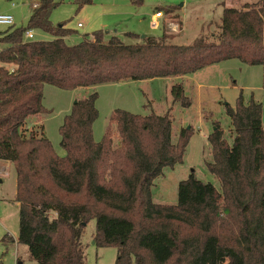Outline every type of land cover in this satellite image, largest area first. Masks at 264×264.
Segmentation results:
<instances>
[{
  "label": "trees",
  "instance_id": "1",
  "mask_svg": "<svg viewBox=\"0 0 264 264\" xmlns=\"http://www.w3.org/2000/svg\"><path fill=\"white\" fill-rule=\"evenodd\" d=\"M56 7L55 0H40L28 28L0 33V159L16 166L18 243L30 259L86 264L82 237L95 221L94 242L117 250L115 264H264V108L253 98L245 103L241 93L235 107L224 104L231 143L218 123L208 137L207 169L220 189L192 173L179 184L177 205L157 204L152 194L164 169L184 162L193 135V128H183L174 143L168 114L116 110L96 142L95 91L64 119L65 157L43 125L28 127L29 119L50 114L43 104L46 85L71 92L181 78L230 60L264 69V0L226 8L215 41L199 38L187 46L169 44L166 36L140 44L116 36L107 41L103 31L70 46L65 39L76 32L51 22ZM29 30L53 39L24 41ZM172 96L191 107L183 84L172 87ZM2 241L14 243L8 235Z\"/></svg>",
  "mask_w": 264,
  "mask_h": 264
},
{
  "label": "rangeland",
  "instance_id": "2",
  "mask_svg": "<svg viewBox=\"0 0 264 264\" xmlns=\"http://www.w3.org/2000/svg\"><path fill=\"white\" fill-rule=\"evenodd\" d=\"M259 1L142 0L141 3L134 4L131 0H55L57 7L52 11L50 20L56 26L66 24V28L76 32L67 40L70 46L80 44L84 36H90L98 31L107 34V41L112 36H116L127 44H140L141 40H133L127 37V34L139 35L140 38L142 36L162 37L164 19L159 20L154 26L152 16L159 10L166 13L168 8L180 11L182 4L186 2L185 12L181 14L183 37L174 41L173 38L177 36V33L169 29L166 33L169 40L166 42L190 45L199 38L216 40L220 34L223 8H242L246 4H256ZM39 2L40 0H0V15L11 16L15 22L13 26L0 25V33L6 32L9 28H28L31 12ZM178 17L170 16L171 22L181 25V20H176ZM205 22L211 23L203 29V34L199 36ZM80 23L84 26L83 28H78ZM34 33L35 38L32 41L52 40L51 35L40 30H35ZM178 35L181 34L178 33ZM24 41L29 42L25 38ZM202 71H199L198 79L207 88L198 90L195 86H186L185 94L191 101V107L187 109L173 99L171 88L174 82L152 84L150 85L152 90L147 89L143 84L132 83L104 85L97 90L83 89L76 93L47 86L44 92V107L50 114L43 120L45 134L55 152L60 157H65L66 151L61 147L60 135L64 119L71 114L77 100L87 98L96 91L99 96L96 103L99 117L94 124L96 142L102 141L111 116L116 110L142 116L168 114L173 123L174 143L177 142L178 135L183 128H193L184 162L174 168H165L163 175L155 181L152 188L155 203L176 205L179 184L187 180L192 173L197 179L212 183L220 189V182L207 169V164L212 162V149L208 137L213 132L215 124L218 123L224 130L226 139L232 142L234 134L231 121L225 113L224 104L235 107L241 93L245 103L253 98L255 101L259 100L264 108V69L262 66H248L239 60H230L212 65ZM207 73L212 74V78L207 76ZM155 91H157L156 94ZM155 96H157L156 99ZM113 128L115 130V126ZM0 179L4 180L0 184V264H37L30 259L27 247L20 244L19 246L12 245L4 257L6 247L2 243V238L5 235H10L15 239L18 237L19 217L17 204L10 202L16 191L14 172H0ZM95 233L96 222L92 221L86 227L82 237L86 264H115L117 250L98 248L94 242Z\"/></svg>",
  "mask_w": 264,
  "mask_h": 264
},
{
  "label": "crops",
  "instance_id": "3",
  "mask_svg": "<svg viewBox=\"0 0 264 264\" xmlns=\"http://www.w3.org/2000/svg\"><path fill=\"white\" fill-rule=\"evenodd\" d=\"M134 4H136V2H138V3H141V1L142 0H131ZM222 5L224 6V3H222ZM186 8V2H184L183 4H182V6H181V10L179 11H174L172 8H168L165 12L166 13H164L163 12V16L162 17H160V18H158V17H156V14L158 13V12H162V10H159L158 12H156V14L155 15H153L152 16V18H153V24H154V26H156L157 24H158V22H159V20H161V19H164V27H163V36H166V33H167V30H171L172 29V31L174 32V33H177V36H175V38H173V40L175 41L177 38L178 39H180V38H182L183 37V22H182V16H181V14L182 13H184L185 11H184V9ZM226 8H223V13H224V10H225ZM31 15H32V12H31ZM168 16H169V18H168ZM170 16H179L178 18H176V20H181V25L180 24H176V23H173V22H171V19H170ZM222 18H223V15H222ZM222 18H221V22H222ZM211 22H205L204 24H203V27L201 28V34L199 35V36H201L203 33H202V31H203V29L207 26V25H209ZM81 24V23H80ZM14 25H15V22H14ZM182 26V29L180 30V27ZM84 26L82 25V27H79V24H78V28H83ZM35 30H33V32H34ZM178 33L179 34H181V35H178ZM74 36V35H73ZM162 36V37H163ZM198 36V37H199ZM34 37H35V33H34ZM72 36H69V37H67L65 40H66V42H67V40H69V38H71ZM86 36H84L83 37V39L85 38ZM87 37H89V38H92L93 37V34L92 35H90V36H87ZM106 37H107V34H106ZM142 37H147V36H142ZM140 38V40L141 41H143L145 38ZM162 37H160V38H162ZM153 38H155V37H153ZM52 39H53V37H52ZM83 39H82V41H83ZM156 39H159V38H156ZM133 40H138V39H133ZM167 40H169V38L167 37ZM51 41V40H50ZM81 41V42H82ZM68 44V43H67ZM79 44V43H78ZM127 44V43H126ZM69 45V44H68ZM175 45H177V44H175ZM191 45V44H190ZM180 46H187V45H180ZM4 48V46L2 45V47H1V45H0V50H2ZM221 64V63H220ZM217 65V64H216ZM209 67H211V66H209ZM209 67H207V68H209ZM207 68H205V69H203V70H207ZM200 71H202V70H200ZM202 72H204V71H202ZM197 73V74H196ZM196 73H194V74H191V75H188V76H184V77H181V78H165V79H154V80H149V81H140V82H125V83H121V84H135V85H144L147 89L149 88L150 90H152L151 88H150V85H154V84H157V83H161V82H163V83H169V82H174V84L172 83V87L175 85V84H178V83H181V84H183V86H184V90H185V93H186V86L187 85H189L190 87H193V86H195L196 88H198V90H202V89H204V88H207V87H204V85L201 83V82H199V79H198V77H199V71L198 72H196ZM209 73H207V76H209L210 78H212V74H209ZM264 77V76H263ZM177 80V81H176ZM179 80V81H178ZM200 80H202V78L200 79ZM107 85H112V84H107ZM47 86H49V85H46L45 86V88H44V92H45V89H46V87ZM101 86H104V85H101ZM101 86H98V87H95V88H89V89H92V90H97L98 88H100ZM172 89V88H171ZM171 89H170V91H171ZM81 90H83V89H79V90H76V91H71V92H73V93H76V92H78V91H81ZM151 92V94H153V92L152 91H150ZM157 93V91H155V94ZM170 94H171V92H170ZM155 99L157 98V96H155L154 97ZM257 102H259V103H261L259 100H257ZM97 103V102H96ZM43 104H44V102H43ZM262 104V103H261ZM46 116H48V115H45V116H43V117H40V118H31V119H29V121H28V127L29 128H32V127H34V126H37V125H43V120H44V117H46ZM264 116V115H263ZM95 124V123H94ZM263 124H264V121H263ZM93 135H94V125H93ZM95 140V139H94ZM61 155V154H60ZM14 172V178H15V183H16V191H15V194H14V198H13V200L12 201H10V202H14L15 204H17V206H18V217H19V211H20V204L19 203H17L16 202V200H15V198H16V194H17V170H16V166L13 164V163H11V162H9V161H4V160H1L0 159V172ZM4 182V180L3 179H0V184H2ZM4 202H8V201H6V200H4ZM158 204V203H157ZM162 205H167V204H162ZM176 205H177V203H176ZM19 222H20V219H19ZM19 225H20V223H19ZM6 236V235H5ZM4 236V237H5ZM9 237H11V238H13L12 236H10V235H8ZM3 237V238H4ZM3 238H2V240H3ZM14 239V243H4L3 241H2V243L4 244V246L6 247V252H5V254H4V257L8 254V251H9V248L12 246V245H17V246H19V243H18V239H19V233H18V237L15 239V238H13ZM3 257V258H4ZM3 258H2V262H3ZM19 264H22V263H19Z\"/></svg>",
  "mask_w": 264,
  "mask_h": 264
},
{
  "label": "built area",
  "instance_id": "4",
  "mask_svg": "<svg viewBox=\"0 0 264 264\" xmlns=\"http://www.w3.org/2000/svg\"><path fill=\"white\" fill-rule=\"evenodd\" d=\"M38 5H35L34 7H37ZM163 16V13L162 12H158L156 14V17L160 18ZM0 25H3V26H13L14 25V19L13 17L11 16H8V15H0ZM79 27H82V24H79ZM25 39L29 40V41H32L34 40V32L33 30H29L25 33Z\"/></svg>",
  "mask_w": 264,
  "mask_h": 264
},
{
  "label": "water",
  "instance_id": "5",
  "mask_svg": "<svg viewBox=\"0 0 264 264\" xmlns=\"http://www.w3.org/2000/svg\"><path fill=\"white\" fill-rule=\"evenodd\" d=\"M142 38H145V37H142Z\"/></svg>",
  "mask_w": 264,
  "mask_h": 264
}]
</instances>
